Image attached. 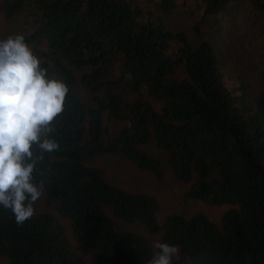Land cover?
<instances>
[{
  "label": "trees",
  "instance_id": "1",
  "mask_svg": "<svg viewBox=\"0 0 264 264\" xmlns=\"http://www.w3.org/2000/svg\"><path fill=\"white\" fill-rule=\"evenodd\" d=\"M240 2L264 12V0H199L188 31L171 23L179 0H0L7 17L23 18L41 66L69 87L54 121L60 149L34 173L53 210L18 226L0 207V264H83L80 247L95 264H148L151 238L114 218L177 245L173 264H264V67L233 54L250 76L239 73L231 90L225 50L202 32ZM152 143L188 198L229 206L219 223L202 212L161 219L156 195L111 181L116 161L162 178Z\"/></svg>",
  "mask_w": 264,
  "mask_h": 264
},
{
  "label": "clouds",
  "instance_id": "2",
  "mask_svg": "<svg viewBox=\"0 0 264 264\" xmlns=\"http://www.w3.org/2000/svg\"><path fill=\"white\" fill-rule=\"evenodd\" d=\"M69 87L50 76L20 34L0 40V207L18 226L36 214L45 182L34 173L46 153L59 151L54 121L64 111ZM43 175V172H41ZM148 264H173L177 245L154 240Z\"/></svg>",
  "mask_w": 264,
  "mask_h": 264
},
{
  "label": "rangeland",
  "instance_id": "3",
  "mask_svg": "<svg viewBox=\"0 0 264 264\" xmlns=\"http://www.w3.org/2000/svg\"><path fill=\"white\" fill-rule=\"evenodd\" d=\"M179 1L185 3V5L180 3L178 10L174 15H171V23L178 29L191 31L192 26L201 20L200 11L192 12L196 9V2L199 0ZM25 29H27V26L21 16L7 17L0 5V40L6 39L9 35L22 34ZM202 32L206 38L213 40L220 50H225L222 63L223 72L226 83L231 90L238 87V74L245 71L241 67L243 60L239 64L236 55L245 56L246 61L249 62H260L261 66L264 67V12L255 11L248 3L240 2L229 8L221 16L208 17ZM238 34L245 38L242 44H236L232 41V38ZM233 54H236L235 57ZM244 74L250 76L246 71ZM109 126L119 128V125L113 122H110ZM146 149L163 161L165 172L162 178H158L155 174L141 170L125 161H116L113 172L110 174L111 181L132 190L146 191L156 195L162 205L161 219L173 213L190 216L202 212L219 223L222 214L229 206L208 205L200 200L188 198L186 191L189 184L175 177L169 167L167 153L158 148L155 143L148 145ZM35 208L36 211L53 210L51 206L47 205L45 196L35 204ZM114 219L120 230H137L148 235L152 243L154 240H160V235L150 234L139 223L133 224L117 218ZM80 251L83 255V264H95L93 253L90 250L80 247Z\"/></svg>",
  "mask_w": 264,
  "mask_h": 264
}]
</instances>
